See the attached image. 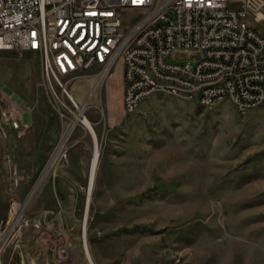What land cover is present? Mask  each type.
Returning a JSON list of instances; mask_svg holds the SVG:
<instances>
[{
	"label": "rangeland",
	"instance_id": "1",
	"mask_svg": "<svg viewBox=\"0 0 264 264\" xmlns=\"http://www.w3.org/2000/svg\"><path fill=\"white\" fill-rule=\"evenodd\" d=\"M92 82L73 81L72 97ZM56 108L39 57L0 51V220L21 214L1 264H90L83 237L93 264H264V107L241 117L228 97L205 108L160 93L125 112L117 63L86 111L98 143L89 193L92 138L84 126L61 137ZM44 209L52 225L38 231Z\"/></svg>",
	"mask_w": 264,
	"mask_h": 264
},
{
	"label": "built area",
	"instance_id": "2",
	"mask_svg": "<svg viewBox=\"0 0 264 264\" xmlns=\"http://www.w3.org/2000/svg\"><path fill=\"white\" fill-rule=\"evenodd\" d=\"M249 12L257 20H249ZM248 21L257 29H247ZM255 30L264 31V0H0V51L24 48L39 57L42 84L67 120L61 137L83 126L93 93L117 63L125 112L153 89L205 108L228 97L241 117L264 107V46ZM34 33L42 40L33 41ZM90 63H97L96 73H88ZM79 67H87L86 76H77ZM83 77L93 82L76 101L71 84ZM200 81H210V89L200 90ZM8 123L18 129L20 119L10 116ZM49 215L44 209L33 216L38 231L51 227ZM15 219L0 220V245L18 229Z\"/></svg>",
	"mask_w": 264,
	"mask_h": 264
},
{
	"label": "bare ground",
	"instance_id": "3",
	"mask_svg": "<svg viewBox=\"0 0 264 264\" xmlns=\"http://www.w3.org/2000/svg\"><path fill=\"white\" fill-rule=\"evenodd\" d=\"M249 20H257V13L256 12H249ZM247 29H257V22L255 21H248L247 22ZM255 38L258 39L260 44L264 46V31L262 30H255ZM42 40V33H34L33 34V41H40ZM18 50L24 51V48H15ZM96 62H104V55H96ZM88 72L90 73H96L97 72V63H90L88 65ZM87 73V67H79L77 69V76H81L82 74ZM170 77H178V70H170ZM181 83H189V76H181ZM199 89L200 90H208L210 89V81H200L199 82ZM150 94H160V89H153L150 90ZM163 94H168L170 93H163ZM199 104L202 106V102H199ZM212 107V106H211ZM83 126L87 129L89 132L92 142H93V154H92V160H91V165H90V171H89V178H88V193L91 190L92 184H93V179H94V173H95V168H96V162H97V157H98V143L96 139V134L95 131L91 125V123L85 118L83 121ZM65 141V140H64ZM64 142H60L58 146L55 148L54 152L52 153L50 159L48 160L47 164L45 165L42 174L40 175L38 181L36 184L33 186L31 192L29 193L27 200L31 197V195L34 193L40 182L43 180L47 172L54 167L55 162L61 157L62 155V150L64 147ZM21 212V211H20ZM19 212V213H20ZM19 214L16 215V221L20 220V217H18ZM84 225V224H83ZM34 226L37 228V222H34ZM84 236V235H83ZM9 241V235L4 236L2 239V245H0V257L1 254L3 253L4 249L7 246V243ZM83 245H84V252L88 258V261L90 264H93L89 253L87 249V245L85 242V239L83 237Z\"/></svg>",
	"mask_w": 264,
	"mask_h": 264
},
{
	"label": "snow or ice",
	"instance_id": "4",
	"mask_svg": "<svg viewBox=\"0 0 264 264\" xmlns=\"http://www.w3.org/2000/svg\"><path fill=\"white\" fill-rule=\"evenodd\" d=\"M133 3L142 2V0H132Z\"/></svg>",
	"mask_w": 264,
	"mask_h": 264
}]
</instances>
